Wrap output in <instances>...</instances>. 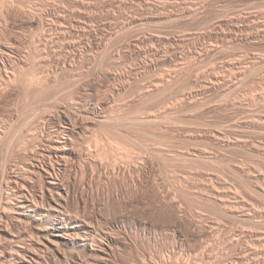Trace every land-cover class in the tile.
Here are the masks:
<instances>
[{"label": "rangeland", "instance_id": "1", "mask_svg": "<svg viewBox=\"0 0 264 264\" xmlns=\"http://www.w3.org/2000/svg\"><path fill=\"white\" fill-rule=\"evenodd\" d=\"M18 1H20V0H18ZM74 1L75 0H67V1L66 0L65 1L64 0H62V1L61 0H56V1L55 0H25V2H24V0L20 1L23 4L25 3L24 6L27 5L26 7H28L29 9L24 7V9L27 11H32V10L36 11L38 9L43 10L45 5H46V7L44 8V11L50 10V12H51V10L53 8V10H52L53 14L56 15L58 13L57 16L60 15L59 13L62 14V18L59 17V19H57L56 21L55 20H53V21H55V23L59 24L60 26L61 25H63V26L65 25V26L63 28V26H61V27L57 26L53 22V24H55V25H53L52 27L53 28L58 27V28H56V29L49 28L50 31L48 28H45L44 29L45 31H43V29L42 28L40 29V27L38 25H36L34 27H27V26L23 25L22 20L24 18L21 19L22 17L21 18L17 17L15 19V21L14 20L13 21L8 20V23L1 22L2 24L0 25L1 26L0 30H1V28H2V30L0 31L1 32L0 33V42L2 43V46L3 45H5L6 47L10 46L8 48L12 49L11 50L12 55H14L13 58H14V60L17 59V60H15V64L13 66H15L14 67L15 69L18 67L16 70H18V72L20 71V73L26 72L27 69L30 68L32 62H33V64L35 62L37 63V64L35 63L36 65L35 64L34 65L38 70L41 69L40 72L47 70V68H49V67L51 68V69L49 68L50 70H54L56 67V63L57 64L62 63V62L70 63L71 67H70V65H68V66L71 70L68 69V70H70L69 71L70 73L67 72L68 74L66 77V78H68V75H69V78H68V81H65V83L66 82L67 83L66 84L63 83V87L59 89L61 91H59L58 89H57L58 91L57 90H54V91H57V94L59 97L61 96V99H63L64 96L66 97V99L73 97L74 102H76V103L73 102L74 108L71 109V110H73V111H71V112H73L72 113L73 115H75L76 113H77V115H79V113H81V111L84 110L83 104L85 102L86 103L84 104V106L86 107L88 105L92 106L93 104L97 105L100 101H104V99H105V100H109V101L111 100L110 102H112L111 104H113L112 105L113 110L111 109V111L113 112V114L115 113L114 115H118L119 113H121L122 115H123V113H125V114L127 113V115H128V113H129V115L133 114L131 116L135 117V116L139 115L140 112H142V111H138V109H140V107H141V110H143L146 107V108H150V109L145 108L144 113H146V112H149V113L152 112L153 113V111H154L155 115L159 114V116H161V117L167 116V118H166L167 121L164 122V120H163V123L161 124L162 126L160 124L157 125V124L152 123V124H148L147 128L145 127V129H142V130H141V128H138V127L136 128L134 126V127H131L132 130L130 128H125V131H124L122 128V131H113L111 129L107 130V132L105 131L110 136H113V133H114L113 137L116 136V139H117V137L121 138L122 140H124V138H125V141L127 140L128 143L133 145V149H134V153H135L134 155L136 157H139L138 155H140V154H141L140 157H142V155L144 153L143 156L144 157L146 156V164L148 165L147 170L150 169V170H148V172H149L148 173V177H149L148 179L149 180L148 181L146 180V182L150 183V185L147 184L146 182L144 185V188L145 189L148 188V190H145L143 188H138V190H137V189L132 188L131 186L129 187V185H131L129 179H128V182H129V184H128L126 181L127 179L124 180L123 178L119 177V178H121L120 181L117 180V182L118 181L121 182L120 185L119 184L117 185L119 188L118 189L119 195H116V194L113 195V193H112L113 190H111V188H110V192L112 194L108 193L109 192V188H108V190L105 192H107L110 195L107 194L108 195L107 196L105 194V192L103 193L100 190L96 191L97 190L96 186H100L99 188L101 189L105 186V182L100 181L101 184L96 185L97 182L95 183L94 181H92L91 177L89 176V174L92 172V170L86 169V171H85L86 175L85 174L81 175L82 173L79 174V172H78L77 178L79 180H81V178H84V181L86 184H88V183L90 184V182H92V185H93L92 190L90 188H87V191H86L87 195H89V197L91 196L90 198L88 197L89 204H90L89 206L92 207L95 205L94 206L95 210H98L99 213L101 212V214L104 217H107V218L109 217L108 220H109V223H111V224H109L110 226L116 227L115 223H118L117 226H119L122 230H125L124 232H126L128 238H129L128 241H130L129 244L130 243L132 244V246L130 244L131 249H130V247H128L127 249L123 250V252L121 251V254H119V257H118L119 259L117 258V260H116L117 262H115V264H129V263L130 264H138V263L141 264V261H143V262L146 261L145 263H148V264H162L161 262H163L167 258L169 259V260L167 259L169 264H177V263H179V264H204V263H206V264H238V263L239 264H244V263L245 264H264V260H263V258H264V253H263L264 252V245H263L264 244V236H263L264 235V232H263L264 231V185H263L264 184V182H263L264 181V176H263L264 171H262L264 169V167H263V164H264L263 159L264 158L258 159V158H261V156L259 157V155H257V153L251 151L249 148H248L249 149L248 150L247 147L245 148V146L243 148H242V146H239V147L236 145L233 146L234 140L237 141L240 138H242V140L245 139L247 141V143H246L247 145H249V144L254 145V143H255V145L257 144L258 146L264 148V146H263L264 145V126H263L264 125V113H263L264 107H262V106H264V104H263L264 98L262 97V96H264V82H263L264 81V68H262V66L264 64H260V66H258V68H256L257 71L256 70L253 71V73H255V72L256 73L255 74L251 73L249 75V77H248L249 79L247 78L248 75L245 78L242 76V73L240 72L241 68L248 65V63L253 62V61L255 62V60L260 61L261 57L262 56L264 57V37H263L264 36V0H215V1L214 0H83V1L82 0H79V1L76 0L77 2H74ZM86 1H88L89 3ZM61 2H64V3H61ZM68 2H70L71 4L72 3H75V4L71 5ZM78 2H79V4H78ZM65 3H66V5H65ZM35 4H36V6H35ZM76 4H78L80 8H78ZM62 6H64V7H62ZM72 6H76V7L74 8ZM60 7H61V9H59ZM82 7H83V9H82ZM57 9H59L58 12H57ZM74 9H77V11L75 10V13L73 12ZM78 9H80V10L82 9L81 12ZM79 12L81 14H79ZM258 18H260V19H258ZM61 19L62 20L65 19L66 21L65 20L62 21ZM60 20H61V22H60ZM262 20H263V22H261ZM228 21H229V23H228ZM63 22H65L66 24L67 23L68 24L70 23V24L66 25ZM252 22L253 23L256 22V25L253 24ZM7 24H9V25L7 26ZM2 25H3V27H2ZM4 26H7V27L5 28ZM121 26H123V27H121ZM69 27H71V28H69ZM256 29H257V31H256ZM58 30H59V32L61 31V33L63 35L62 34L60 35L59 33H57ZM80 30H82V31H80ZM126 30H128V33L126 32ZM36 31H37V33H36ZM248 31H250V32H248ZM11 32H13V33H11ZM260 33H262V34H260ZM110 35H112V36L110 37ZM224 35H226V36H224ZM57 36H60L61 38H59ZM63 36H66V37H63ZM115 37H116V39H115ZM52 38H53V40H52ZM65 38L67 39V41ZM108 38H110V39H108ZM47 39H49V40H47ZM54 39L56 41L58 40L59 42L57 41L58 42L57 43ZM59 39H61V40H59ZM38 40H39V42H38ZM111 40H114L113 44H112ZM18 41H19V43H18ZM42 41H44V43ZM53 41H54V43H53ZM68 41L69 42L72 41V42H70V44L69 43L64 44L65 42H68ZM78 41H80V43ZM110 42H111V44H110ZM46 43H49V44H46ZM61 43H62V45H61ZM52 44L53 45L55 44L54 45L55 47L52 46ZM74 44H75V46L73 47ZM59 45L61 46V48ZM47 46H49V47H47ZM62 46H63V49H62ZM107 46H109V47H107ZM64 47H65V49H64ZM30 49H32V50H30ZM60 49H62V50H60ZM221 49H222V51H221ZM36 51H38V52H36ZM43 52H44V54H42ZM199 52H200V54H199ZM29 53H30V55H29ZM39 53H41V54H39ZM61 53H63L62 58L64 59L66 57L65 58L66 60L65 59L63 60L61 58V56H62V55H60ZM232 53H233V55H232ZM41 55H43L45 57H43ZM38 56H41L40 58L42 60H44V59H47V60L42 61L40 59L41 61L39 62V59H37ZM248 56L251 58L249 59ZM29 57H30V59H29ZM244 57H246V58H244ZM32 58L35 59L36 61L35 60L33 61ZM99 58H100V60H99ZM202 58H204V59H202ZM237 58L239 59V61H237L238 60ZM48 59H52V60H48ZM59 59H61V60H59ZM232 59H233V61H231ZM252 59H254V60H252ZM30 60L32 62H30ZM228 60H230V61L228 62ZM17 61H18V63H17ZM25 61H27V62L24 63ZM177 61L180 65L177 63ZM81 62H82V64H81ZM98 62H100V64ZM42 64L43 65L45 64L47 68L45 66H43ZM50 64L53 65L54 67L51 66ZM98 64L100 66H98ZM183 64H185V65H183ZM48 65H50V66H48ZM214 65H217V67ZM238 65L241 67H239ZM242 65H243V67H242ZM39 66H42V68L40 67V69H39ZM174 67H176V68H174ZM179 67H182V69ZM225 67L228 69V71L226 70ZM177 68H178V70L179 69L180 70L178 71ZM183 68H186V69H184L186 71H184ZM187 68H188V70H187ZM259 68H261V69H259ZM202 69L204 70L205 75L201 74V73H203ZM219 69H220V71H219ZM230 69H232V70H230ZM1 70H2V72H4L3 69H1ZM174 71H176V73ZM180 71L183 73H181ZM185 72H187V73H185ZM180 73L182 75H180ZM85 74H87V75H85ZM189 74H191V75H189ZM256 74H258L259 76ZM79 75H80V77H79ZM160 75H161V77H160ZM179 75L182 77V79L179 78ZM213 75H217V76L220 75L219 77L221 79L227 80L226 81L227 84H225V82H224V84L226 86H224V89L222 91H220L221 89L219 90L217 88H216L217 89V91H216V89L211 88V86L209 87L208 84L212 80ZM163 76H166V77H163ZM252 76H253V78H251ZM172 77H178L179 78L178 83H180V84L177 83L178 86H176L175 90H173L174 93H175V91L179 92V90L180 91L182 90L183 92L181 91L180 95L185 94V91H186L188 93H192V95L194 96V92H195L196 97H194V99L192 97V98L188 99V101H187V99L183 100L181 98L182 96H179L181 99L180 98L177 99V102L178 101L179 102L176 103V101H175L176 98L173 99V96L170 97V94L173 95L174 93H170L168 95V91H166L167 93L163 94V95L162 94L159 95L158 99L156 97V99L152 98L151 100L149 99V100L145 101L147 103H145V106H144L143 105L144 101L141 98L142 97L141 93L143 92V89L145 91L153 90L155 88V86L158 85V83H160L161 85L165 84L168 79H173ZM160 78H162V79L159 80ZM207 78L208 79L210 78L211 80L209 79V82H208ZM229 78H231V79H229ZM243 78H244V80H243ZM3 79L4 78H1V80H3ZM187 79H188V81H187ZM1 80H0V84L2 86H0V87H5V85H4L5 81L2 82ZM201 80H202V82H201ZM261 80H263V81H261ZM254 81H255V83H254ZM80 82H82V83H80ZM189 82H190V84H189ZM68 83L70 85H68ZM195 83H197V84L201 83L202 85L201 84L197 85ZM94 84L97 86V88L95 87ZM143 85H144V87H143ZM206 85L208 86V88ZM246 85H247V87H246ZM76 86H77V88H76ZM237 86H239V88ZM257 86L261 90L257 89L258 88ZM120 88H122V89H120ZM148 88H150V89H148ZM198 88H199V91H198ZM93 89H94V91H93ZM115 89H117V90L115 91ZM195 89H196V91H195ZM232 89H234V90H232ZM253 90L255 91V93ZM171 91L172 90H170V92ZM237 91H239V92H237ZM260 91H262V92H260ZM64 93H65V95H64ZM97 93H98L99 97L97 96ZM138 93H139V95H138ZM188 93H186V94H188ZM226 93L229 94L231 96V98ZM244 93H245V95H244ZM259 93H261L262 95ZM61 94H63V95H61ZM72 94H73V96H72ZM76 94H77V96H76ZM104 94L106 95V97ZM119 94H121V95H119ZM219 94H221V95H219ZM248 94H249V96H248ZM251 94H253V96ZM16 95H18V96H16ZM92 95L94 97H92ZM117 95H119V96H117ZM243 95L246 99L245 102H244L245 99H244ZM10 96H11V94H9L8 99L7 100L4 99V101L3 100L1 101V99H0V117H2V118H0V123L2 121H5V124L7 125L8 128L10 126L13 127L14 125H15V127L18 126L19 128H21V129H19V132H21V133L16 132V131H18V129H17L18 127L16 129H15V127H13L14 130L12 129V127H10L9 131L11 129L14 132L13 131H11L10 133L8 132V134H7L8 135L7 137H9L8 139L11 140L10 135L12 136V135H14V133H18V134H15L13 137V139H15V140H17V138H19V136H21V135H22V137H24V136H26L27 133L28 134L31 133L33 131V129H35L34 128L35 126H38L40 124H41V126L47 125L46 127H48V128L52 127L43 118L45 115L41 114V110H40V112L38 111L39 112L38 114L40 115L39 116V115H34L29 110L23 108L24 103L21 102V99L19 97V92L18 93L14 92V94H12L11 97ZM114 96H115V98H114ZM239 96H240V99H239ZM97 97L99 100L97 99ZM175 97H176V95H175ZM246 97H249V98H246ZM258 97H259V99H258ZM159 98L162 99V101ZM181 100H183V101H181ZM185 100H186V102H184ZM239 100L240 101L242 100L241 103L239 102ZM253 101H256V102H253ZM152 102H153V105H152ZM224 102H225V104H224ZM199 103L204 104V107L202 104L198 105ZM146 104H148V105H146ZM169 104H170V108L167 107V106H169ZM176 104L177 105L183 104L184 106L182 105L181 108H180V106H179V108H178V106H176L177 109H175L174 105H176ZM223 104H224V106H223ZM231 104H232V106H231ZM142 105L144 108L142 107ZM164 105H166V106H164ZM257 106H258V108H257ZM219 108H223V109H219ZM249 108H250V110H249ZM23 109H25L24 110L25 112L23 111L24 113H22ZM78 109H79V112H78ZM135 109H137V110H135ZM233 109H235V110H233ZM241 109H242V112L239 111ZM246 109H248L250 112ZM2 110L4 113L2 112ZM128 110L129 111L131 110V111L129 112ZM159 110L163 112V115H160V114H162V112H160ZM164 110H166V111H164ZM177 110H178V112H176ZM225 110H227V111H225ZM137 112H139V113H137ZM167 112H168V114H167ZM172 112H174V113H172ZM235 112H236V114H235ZM26 113H28L29 115L26 116ZM144 113L142 112L141 114H144ZM175 113H177V114L174 115ZM240 113H241V115H240ZM261 113H263V114H261ZM246 114H248L249 117H248V115L246 116ZM251 114H253V115H251ZM172 115H174L175 118H174V116L172 117ZM242 115L245 117H243ZM13 117H15V118H13ZM20 117L22 119L18 120ZM35 117H36V119H35ZM29 118L32 119V122H31V119H29ZM41 118H42V120H41ZM247 118H249L248 119L249 121L246 120ZM250 119L253 120L255 123L253 121H250ZM257 120H259V121L261 120V121L259 122ZM19 121L22 123H20ZM43 121L46 123H44ZM166 122H168V123H166ZM173 122H174V124H172ZM250 122H252V123H250ZM28 123H29V125H28ZM163 124H164V126H163ZM23 125H26V126L23 127ZM158 126L160 127L159 130H157ZM250 127H251V129H250ZM28 128H30V129H28ZM134 128H136V129H134ZM260 128H262V129H260ZM26 130H28V131H26ZM96 130H98V129H96ZM96 130L95 131L94 130H89V131L85 130V132L82 133L83 137H81V138H83V139H81L80 143L83 146L80 144V147H82V148L85 147L84 148L85 151L87 149L91 150L90 148H92V150H93V148H95L94 147L96 144V143H94V142H96V141H94L95 136H96V138H98L100 134L101 135L106 134L105 132H103L104 129H101L102 133L100 132V129L98 130L100 133ZM137 130H138V134L136 133ZM151 130H152V132H151ZM251 130H252V132H251ZM108 131L111 132V134L108 133ZM162 131H165V132H162ZM261 131H263V132H261ZM235 132H237V133H235ZM93 133H94V135H93ZM121 133H123V134H121ZM23 134H24V136H23ZM90 134H92V135H90ZM127 135H129V137H127ZM153 135L155 137L158 136L157 138L159 140L157 138H154ZM227 135H228V137H227ZM88 136L90 139L88 138ZM122 136H123V138H122ZM142 136H144V138ZM219 136H221V137L223 136L222 139H221V137L219 138ZM238 137H239V139H238ZM119 138H118V140H121ZM126 138H129V141ZM224 138L228 141H225ZM140 139H142L144 141H141ZM163 139H164V141H161ZM248 139H249V141L250 140H252V141L249 142ZM131 140H133L132 141L133 143L131 142ZM242 140H240V141L245 143V140L244 141H242ZM82 141H84V142H82ZM155 141H156V143H155ZM89 142H91V144H94V145H90ZM144 142L145 143L147 142L149 144V145H147V143H146L147 146L145 145L147 148L150 149L149 152L146 151L145 149L144 150L146 152L143 150V148L145 147ZM161 142H163V143H161ZM229 142L230 143L232 142V143L230 144ZM141 143H144V144H142L143 147H142ZM157 143H159V144H157ZM221 143L223 144L224 147H222ZM161 145H163V146H161ZM134 146H137V147H134ZM157 146H159V148L162 150L161 154H163L162 155L163 157L161 155H156L155 153L153 155L151 153V152H153L152 150L155 151L156 148H158ZM139 147H141L142 149ZM136 148H138V149H136ZM151 148H152V150H151ZM164 148H166V149H164ZM242 149H244V150H242ZM172 150H174V151H172ZM179 150H181V151H179ZM138 152H139V154H138ZM172 152L175 154H173ZM186 152L190 153V154L187 155ZM209 152H210V154H209ZM250 152H251V154H250ZM184 153H186V155ZM166 154H167V156H169V162H168V160L166 162V159L168 158L166 156ZM206 154H208V155H206ZM159 156L162 158H160ZM174 156H177V157H174ZM184 156L186 157V159H184ZM211 156H212V158L215 157V159H217V160H219L221 158H223V159L225 158L224 159L225 161L222 159V160H219V162L222 163L221 161H223V164H219V163L217 164L214 162L215 164L213 163V165L210 164V163H212V161L208 163L207 160H205V159H203L205 161L201 162L202 161L201 158L211 157ZM253 156H255V157L257 156V157L255 158ZM116 157L114 156V161H111V160H113V157L111 158V160L108 159L109 161H111V162H109V161L108 162L109 163L113 162V165H115L117 167L122 166L124 164L123 163L124 160H122L118 156H116ZM150 157L152 158V160ZM191 157L192 158L194 157L193 158L194 161L191 159ZM164 158H165V161H163ZM170 158H171V161H170ZM176 158H178V159H176ZM147 159L149 160V162H147L148 161ZM159 159L160 160L163 159V160H161L162 162ZM198 159L199 160L201 159V161H198ZM117 160H119V161H117ZM195 160L197 162H195ZM261 160H263V161H261ZM116 162H117V164H116ZM216 162H218V161H216ZM231 162H234L235 164L231 163ZM224 163H226V164H224ZM257 163H260V164H257ZM164 165H167L168 167L164 166ZM232 165H233V167H232ZM260 165L263 168H261ZM256 166H258V167H256ZM161 167L163 168V170ZM242 167H244L243 170L246 171V174H244V172L243 173L241 172ZM254 167H255V169H253ZM95 169H96V167L94 168L93 172L99 174L100 170L97 169L95 171ZM220 169H221V171H220ZM249 170H250V172H249ZM87 171H89V172L87 173ZM131 171L132 172L134 171L133 172L134 174L132 172H130L133 175V177L137 178V174L135 172H138V171L137 170L135 171L134 168L131 169ZM215 171L218 173H216ZM103 172L104 171H101V173H103ZM221 172H223V173H221ZM248 172L251 174H249ZM235 173H236V175L238 174L241 177H239L237 175V178H238L237 179L235 177L236 176ZM222 174H224V175H222ZM151 175H152V177H151ZM174 175L177 177V179H175L176 177ZM250 175H251V177H250ZM256 175H258V176H256ZM211 177H213V178H211ZM244 177H245V179H243ZM153 179L155 182L154 181L152 182ZM122 182H124V183H122ZM125 182L127 184H125ZM221 182H222V184H220ZM242 182H244V183L242 184ZM151 183H153V184H151ZM212 183H213V185H214V183H218L219 185L215 184L214 185L215 187H214L213 185H211ZM146 184L148 186H146ZM208 184H210V185H208ZM238 184H241V186ZM247 184L249 186L251 185L250 186L251 188L249 186L246 187ZM94 185H95V187H94ZM121 185L122 186L124 185V186L121 187ZM196 185H198V186H196ZM236 185L239 187H237ZM243 185H245L244 186L245 188L244 187L242 188ZM187 186H188V188H187ZM193 186H194V188H193ZM153 188H154V190H153ZM179 188H180V191L183 189V192L182 191L177 192L179 190ZM200 188H202L203 190ZM236 188H238V189H236ZM248 188H250V189L248 190ZM155 189L157 190V192ZM174 189H176L175 190L176 192L174 191ZM185 189H188V190L185 191ZM207 189H209V190H207ZM216 189H218L221 194H222V192H224L222 194V196L224 197L223 198L224 202H225V200H227L226 204H228L227 208H229L228 213L227 212L223 213V211L221 212L220 202H219V205H217L218 204L217 200L216 199L214 200V197L216 198V197H218V194H220L219 191ZM222 189L223 190L225 189V190L223 191ZM138 191H140V192L138 193ZM145 191H147V192H145ZM207 191H209V192H207ZM217 192H218V194H217ZM208 193H210V194H208ZM103 194H105V195H103ZM127 194L129 196H132V197H129ZM214 194L215 195L217 194V195L214 196ZM111 195H113V198H111ZM175 195H178V197ZM228 195L231 197H229ZM153 196H155V197H153ZM166 196H167V198H166ZM184 196L185 197L189 196V197L185 199ZM196 196H198L199 198ZM202 196H204V197H202ZM235 196L238 198H236ZM126 198H127V200H125ZM203 198L204 199L208 198V199L204 200ZM108 199H110V200H108ZM243 199H244V201H243ZM90 200H92V201H90ZM129 200H131V201H129ZM151 200H152V202H151ZM172 200L175 201V204H174V202H172ZM202 200H204L206 203L207 202H209V203L211 202V203L210 204L207 203L208 204V206H207V204L204 203V201L202 202ZM208 200H210V201H208ZM229 200H231V201H229ZM111 201H113V202H111ZM101 203H103V205ZM122 203H123V205H122ZM125 203H127V204H125ZM242 203H244V206ZM108 204H109V206H108ZM113 204L116 205L117 209L115 208V206ZM199 204H200V206H199ZM233 204H235V205H233ZM238 204L240 207L238 206ZM164 205H166V206H164ZM120 206L122 207V209L120 208ZM219 206H220V208H219ZM108 207L111 210L108 209ZM176 208H177V210H176ZM233 209H235V210H233ZM237 209H239L240 212ZM103 210H105V211H103ZM115 211H117V212H115ZM123 211H125V212L123 213ZM177 211H178V213H177ZM216 211H217V213H216ZM104 212H106V213H104ZM250 213H251V215H250ZM260 213H261V217H260ZM111 217L113 219H111ZM172 218H173V220H172ZM252 218L254 220H252ZM259 219L260 220L262 219V221H260ZM172 223H175V224L173 225ZM251 223L255 224V225H251ZM255 227H256V229H255ZM239 233H240V235H239ZM238 237H239V239H238ZM253 237H255V238H253ZM225 238H226V240H225ZM234 238L236 240H234ZM228 239H229V241H228ZM240 239H241V242H240ZM260 239H262V240H260ZM242 242L244 243V245ZM257 244L259 246H257ZM134 245L136 247H134ZM255 246H257V247L255 248ZM136 250H138V251H136ZM255 250H258V252ZM250 252H252V254ZM141 254L144 255L145 257L142 256ZM243 254L246 256H244ZM261 256H262V259H259V257L261 258ZM165 257H166V259H164ZM240 257H242V258L240 259ZM209 258H211V259H209ZM255 258H257V260ZM140 259H142V260H140ZM250 260H251V262H250ZM258 260H260V261L258 262ZM134 261H135V263H134ZM137 261H139V262H137ZM151 261H154L155 263L151 262ZM203 261H204V263H203ZM234 261H235V263H234Z\"/></svg>", "mask_w": 264, "mask_h": 264}, {"label": "bare ground", "instance_id": "2", "mask_svg": "<svg viewBox=\"0 0 264 264\" xmlns=\"http://www.w3.org/2000/svg\"><path fill=\"white\" fill-rule=\"evenodd\" d=\"M22 1V0H20ZM18 0H0V25L2 24L1 22H4V23H8V20H14L17 18V17H22L21 19L22 20V24L27 26V27H34L36 25H38L40 27V29L42 28L43 31H45L44 29L45 28H53L52 26L55 25V21L57 19H59V17L62 18V14L59 13L60 15L57 16V14H53L52 13V10L50 12L49 11H44V8L43 10L42 9H38L36 11H27L24 9V4L22 2H20ZM56 1V0H55ZM62 1V0H61ZM65 1V0H64ZM67 1V0H66ZM79 1V0H78ZM83 1V0H82ZM215 1V0H214ZM25 2V0H24ZM72 2V1H71ZM74 2H77L76 0ZM88 2V1H86ZM92 2V1H91ZM61 3H64V2H61ZM69 4H71L70 2H68ZM89 3V2H88ZM58 4V3H57ZM75 3H72L71 5H73ZM79 4V2H78ZM77 5L78 8L79 5ZM64 5V4H63ZM66 5V3H65ZM82 5V4H81ZM80 5V6H81ZM29 6V5H28ZM36 6V4H35ZM87 6V5H86ZM53 7V6H52ZM64 7V6H62ZM72 7H76V6H72ZM28 8V7H26ZM29 9V8H28ZM33 9V8H32ZM47 9V8H46ZM61 9V7L59 8ZM59 9H57V12L59 11ZM64 9V8H63ZM83 9V7H82ZM81 9V10H82ZM56 10V9H55ZM54 10V11H55ZM75 10L77 11V9H74V13H75ZM80 12L81 10L78 9ZM64 11V10H63ZM86 11V10H85ZM72 12V11H71ZM79 12V14H81ZM84 13V12H83ZM64 16V15H63ZM74 16V15H73ZM65 17V16H64ZM72 17V16H71ZM193 17V16H192ZM198 17V16H197ZM238 17V16H237ZM240 17V16H239ZM73 18V17H72ZM234 18V17H233ZM251 18V17H250ZM256 18V17H255ZM82 19V18H81ZM235 19V18H234ZM243 19V18H242ZM260 19V18H258ZM19 20V19H18ZM55 20V21H53ZM62 20V19H61ZM60 20V22H61ZM65 20V19H63ZM62 20V21H63ZM74 20V19H73ZM76 20V19H75ZM244 20V19H243ZM66 21V20H65ZM70 21V20H69ZM82 21V20H81ZM80 21V22H81ZM246 21V20H245ZM254 21V20H253ZM53 22L55 24H53ZM85 22V21H84ZM238 22V21H237ZM263 22V20L261 21ZM3 23V24H4ZM15 23V22H14ZM59 23V22H58ZM65 23V22H63ZM62 23V24H63ZM227 23V22H226ZM229 23V21H228ZM243 23V22H242ZM250 23V22H249ZM253 23V22H252ZM259 23V22H258ZM257 23V24H258ZM61 24V23H60ZM66 24V23H65ZM68 24V23H67ZM66 24V25H67ZM70 24V23H69ZM68 24V25H69ZM76 24V23H75ZM233 24V23H232ZM256 25V22L253 23ZM263 24V23H262ZM5 25V24H4ZM9 24H7L8 26ZM57 26H60L59 24H56ZM86 25V24H85ZM125 25V24H124ZM7 26H4L5 28ZM16 26V25H15ZM63 26V25H61ZM60 26V27H61ZM65 26V25H64ZM63 26V28H64ZM75 26V25H74ZM251 26V25H250ZM261 26V25H260ZM1 27V26H0ZM3 27V25H2ZM10 27V26H9ZM19 27V26H18ZM55 27V26H54ZM67 27V26H66ZM86 27V26H85ZM123 27V26H121ZM125 27V26H124ZM133 27V26H132ZM131 27V28H132ZM20 28V27H19ZM58 27H55L53 29H56ZM71 28V27H69ZM134 28V27H133ZM9 29V28H8ZM35 29V28H34ZM245 29V28H244ZM2 30V28H1ZM0 30V31H1ZM61 30V29H60ZM65 30V29H64ZM63 30V31H64ZM79 30V29H78ZM87 30V29H86ZM253 30V29H252ZM262 30V29H261ZM15 31V30H14ZM13 31V32H14ZM47 31V30H46ZM50 31V29H49ZM53 31V30H52ZM68 31V30H67ZM82 31V30H80ZM116 31V30H115ZM254 31V30H253ZM257 31V29H256ZM11 32V33H13ZM40 32V31H39ZM38 32V33H39ZM121 32V31H120ZM126 32L128 33V30H126ZM250 32V31H248ZM1 33V32H0ZM15 33V32H14ZM37 33V31H36ZM45 33V32H44ZM53 33V32H52ZM60 35L62 34L61 31L58 32ZM83 33V32H82ZM88 33V32H87ZM40 34V33H39ZM48 34V33H47ZM50 34V33H49ZM69 34V33H68ZM84 34V33H83ZM253 34V33H252ZM262 34V33H260ZM16 35V34H15ZM14 35V36H15ZM46 35V34H45ZM55 35V34H54ZM53 35V36H54ZM63 35V34H62ZM81 35V34H80ZM2 36V35H1ZM51 36V35H50ZM72 36V35H71ZM112 35H110L111 37ZM226 36V35H224ZM257 36V35H256ZM259 36V35H258ZM6 37V36H5ZM39 37V36H38ZM45 37V36H44ZM55 37V36H54ZM53 37V38H54ZM59 38H61L60 36H57ZM63 37H66V36H63ZM62 37V38H63ZM108 37V36H107ZM229 37V36H228ZM264 37V36H263ZM262 37V38H263ZM47 38V37H46ZM52 38V40H53ZM56 38V37H55ZM74 38V37H73ZM72 38V39H73ZM114 38V37H113ZM21 39V38H20ZM64 39V38H63ZM66 39V38H65ZM107 39V38H106ZM110 39V38H108ZM116 39V37H115ZM232 39V38H231ZM5 40V39H4ZM49 40V39H47ZM55 40V39H54ZM61 40V39H59ZM136 40V39H135ZM51 41V40H50ZM56 41V40H55ZM58 41V40H57ZM56 41V42H57ZM67 41V39H66ZM76 41V40H75ZM82 41V40H81ZM104 41V40H103ZM112 41V44H113V41L114 40H111ZM159 41V40H158ZM224 41V40H223ZM229 41V40H228ZM32 42V41H31ZM35 42V41H34ZM39 42V40H38ZM44 43V41H42ZM55 42V43H56ZM59 42V41H58ZM57 42V43H58ZM61 42V41H60ZM72 42V41H70ZM70 42H63L64 44H67ZM80 43V41H78ZM77 42V43H78ZM8 43V42H7ZM19 43V41H18ZM54 43V41H53ZM74 43V42H73ZM76 43V42H75ZM100 43V42H99ZM140 43V42H139ZM0 77L1 78H4L3 80H0L3 82L5 81L4 85L5 87H0V99L1 101L4 99H8V96L9 94H14L15 93H18L19 92V97L21 99V102L24 103L23 105V108L29 110L32 114L34 115H39L38 113L40 112L41 110V114L42 115H45L43 118L48 122L49 125H51L52 127H46L45 125L41 126L38 125V126H35L33 129V131L31 133H27L26 136H19V138H17V140L13 139L14 135L15 134H18V133H21L19 132V128L15 127V125L13 127H15V129L17 128L18 133H14V135H10L11 137V140L8 139L9 137H7L8 135V132L10 133L11 131L14 130V128L12 126V129H10L9 131V128L7 127V125L5 124V121H2L0 123V264H115V262H117V258L119 257V254H121V251L123 252V250L127 249L128 247H130L131 249V246L129 244L130 241H128V236L126 234V232H124L125 230H122L119 226H117L118 223H115L116 224V227L115 226H110L109 224V217H104L101 212L99 213L98 210H95V205L90 207L89 205V195H87V188H90L92 190L93 188V185H92V182H90V184H86L85 181H84V178H81V180H79L77 178L78 176V172L79 174L81 175H86V169H90L92 170V172L89 174V176L91 177V180L94 181L95 183L97 182L96 185L98 184H101V182H105V186L103 188H99L100 186H96L97 187V190L96 191H101V192H105L108 190L109 188V192L108 193H111L110 192V188L111 190H113V195L116 194V195H119L118 194V184L120 185L121 182L120 179L123 178L124 180L127 181V183L129 184L128 182V179L130 181V184L129 187L131 186L132 188L134 189H137L138 188H144V185H145V182L146 180L148 181L149 177H148V169L147 170V164H146V156L144 157V153L142 155V157H140V155H138L139 157H136L134 154V149H133V145H131L130 143L127 142V140L125 141V138L124 140H122L121 138L117 137L116 139V136H114V133H113V136H110L108 135L106 132L107 130L111 129L113 131H122V128L123 130L125 131V128H130L131 127H138V128H141L142 129H145V127L147 128V125L148 124H162L163 123V120L164 122L167 121V116L166 117H161L159 116V114L155 115L154 114V111L153 113L152 112H146L144 113V108L143 105L145 106V101L147 100H151L152 98L153 99H158V96L159 95H163V94H166L168 91V95L170 93H174L173 90H175L177 83L179 81V78L182 79V77L180 75H182L181 72L180 75H179V78L178 77H172L173 79H166L167 82L165 84H160L158 83L157 86H155V88L153 90H148V91H145L143 89V92L141 93L142 95V100L144 101L143 102V105L142 107L144 108L143 110H141V107L140 109H138V111H142L144 114H141L142 112H140L139 115L135 116V117H132L131 115H127V113H123V115L121 113H119L118 115H114L113 112L111 111L112 109V105L111 104L112 102H110L109 100H105L104 101H98L99 103L96 105V104H93L92 106H84V103L83 104V108L84 110L81 111V113H79V115H77V113L75 115H73L71 111L72 108H74L73 104L76 103L74 102V99L73 97L72 98H68L66 99V97L62 96L63 99H61V96L59 97L58 94H57V91L63 87V83H65V81H68V78H69V75H68V78L67 77V72H69L71 69L69 68L68 65H70V63H66V62H62V63H56V67L54 70H50L49 68L46 67V65L42 64L43 66H45L47 68V70H44L42 72L40 67L42 68V66H39V69L38 70L35 65L33 64V62L30 60V62H32L30 68L27 69L26 72H22L20 73V71L18 72V70H16L13 66L15 64V59L13 58L14 55H12V49L8 48L10 46H5L3 45L2 46V43L0 42ZM5 44V43H4ZM11 44V43H10ZM42 44V43H41ZM46 44H49V43H46ZM60 44V43H59ZM68 44V45H69ZM111 44V42H110ZM43 45V44H42ZM45 45V44H44ZM55 45V44H54ZM52 44V46H54ZM62 45V43H61ZM72 45V44H71ZM99 45V44H98ZM139 45V44H138ZM137 45V46H138ZM231 45V44H230ZM17 46V45H16ZM40 46V45H39ZM60 46V45H59ZM75 46V44L73 45V47ZM227 46V45H226ZM43 47V46H42ZM49 47V46H47ZM46 47V48H47ZM51 47V46H50ZM55 47V46H54ZM57 47V46H56ZM68 47V46H67ZM80 47V46H79ZM92 47V46H91ZM109 47V46H107ZM15 48V47H14ZM34 48V47H33ZM41 48V47H40ZM61 48V46H60ZM69 48V47H68ZM105 48V47H104ZM225 48V47H224ZM223 48V49H224ZM37 49V48H36ZM45 49V48H44ZM62 49H63V46H62ZM60 49V50H62ZM65 49V47H64ZM70 49V48H69ZM215 49V48H214ZM17 50V49H16ZM32 50V49H30ZM41 51V50H40ZM46 51V50H45ZM56 51V50H55ZM104 51V50H103ZM222 51V49H221ZM32 52V51H31ZM38 52V51H36ZM94 52V51H93ZM106 52V51H105ZM28 53V52H27ZM91 53V52H90ZM217 53V52H216ZM221 53V52H220ZM22 54V53H21ZM41 54V53H39ZM44 54V52L42 53ZM63 53H61L60 55H62ZM97 54V53H96ZM95 54V55H96ZM99 54V53H98ZM200 54V52H199ZM198 54V55H199ZM218 54V53H217ZM222 54V53H221ZM30 55V53H29ZM33 55V54H32ZM51 55V54H50ZM55 55V54H54ZM65 55V54H64ZM202 55V54H201ZM233 55V53H232ZM43 56V55H41ZM41 56H38L37 59H39V62L42 60L40 57ZM58 56V55H57ZM90 56V55H89ZM101 56V55H100ZM28 57V56H27ZM31 57V56H30ZM29 57V59H30ZM45 57V56H43ZM49 57V56H48ZM47 57V58H48ZM63 57V55L61 56V58ZM97 57V56H96ZM199 57V56H198ZM232 57V56H231ZM249 57V56H248ZM260 57V56H259ZM263 57V56H262ZM260 59V61L258 60H255V62H250L248 63V65L244 66L242 65L243 68H241V73H242V76L246 78L249 77V75L252 73V74H255L253 73L254 70L257 71L256 68H258V66H260V64H264V57ZM36 58V57H35ZM66 58V57H65ZM64 58V59H65ZM103 58V57H102ZM197 58V57H196ZM246 58V57H244ZM251 57H249L250 59ZM21 59V58H20ZM28 59V58H27ZM28 59V60H29ZM41 59V60H40ZM63 59V58H62ZM63 59V60H64ZM97 59V58H96ZM204 59V58H202ZM201 59V60H202ZM238 59V58H237ZM35 59H33L34 61ZM47 59H44L42 61H45ZM48 60H52V59H48ZM55 60V59H54ZM57 60V59H56ZM61 60V59H59ZM66 60V59H65ZM100 60V58H99ZM197 60V59H196ZM246 60V59H245ZM254 60V59H252ZM251 60V61H252ZM36 61V60H35ZM38 61V60H37ZM102 61V60H101ZM204 61V60H203ZM230 60H228L229 62ZM233 61V59L231 60ZM239 61V59L237 60ZM258 61V62H257ZM27 61H25L24 63H26ZM29 62V63H30ZM60 62V61H59ZM68 62V61H67ZM108 62V61H107ZM199 62V61H198ZM243 62V61H242ZM18 63V61H17ZM100 64V62H98ZM102 63V62H101ZM104 63V62H103ZM178 63V61H177ZM224 63V62H223ZM237 63V62H236ZM39 64V63H38ZM41 64V63H40ZM49 64V63H48ZM82 64V62H81ZM98 64V66H100ZM179 64V63H178ZM195 64V63H194ZM230 64V63H229ZM242 64V63H241ZM246 64V63H245ZM21 65V64H20ZM51 65V64H50ZM48 65V66H50ZM78 65V64H77ZM180 65V64H179ZM185 65V64H183ZM190 65V64H189ZM200 65V64H199ZM13 66V67H12ZM28 66V67H29ZM53 66V65H51ZM76 66V65H75ZM106 66V65H105ZM176 66V65H175ZM188 66V65H187ZM196 66V65H195ZM217 67V65H214ZM222 66V65H221ZM224 66V65H223ZM232 66V65H231ZM230 66V67H231ZM234 66V65H233ZM237 66V65H236ZM239 66V65H238ZM264 66V65H263ZM262 66V68H264ZM11 67V68H10ZM54 67V66H53ZM71 67V65H70ZM81 67V66H80ZM193 67V66H192ZM199 67V66H198ZM212 67V66H211ZM241 67V66H239ZM238 67V68H239ZM106 68V67H105ZM176 68V67H174ZM182 69V67H179ZM203 68V67H202ZM214 68V67H213ZM226 68V67H225ZM229 68V67H228ZM4 72H2V70ZM26 69V68H25ZM49 69V70H48ZM70 69V70H68ZM75 69V68H74ZM186 69V68H183V70ZM195 69V68H194ZM206 69V68H205ZM211 69V68H210ZM234 69V68H233ZM261 69V68H259ZM43 70V69H42ZM85 70V69H84ZM97 70V69H96ZM106 70V69H105ZM160 70V69H159ZM163 70V69H162ZM176 70V69H175ZM178 70V68H177ZM180 70V69H179ZM178 70V71H179ZM188 70V68H187ZM203 70V69H202ZM214 70V69H213ZM224 70V69H223ZM226 70L228 71V69L226 68ZM232 70V69H230ZM25 71V70H24ZM186 71V70H184ZM193 71V70H192ZM206 71V70H205ZM211 71V70H210ZM220 71V69H219ZM235 71V70H234ZM81 72V71H80ZM164 72V71H163ZM176 73V71H174ZM201 72V71H200ZM213 72V71H212ZM218 72V71H217ZM236 72V71H235ZM239 72V73H240ZM70 73V72H69ZM76 73V72H75ZM173 73V72H172ZM171 73V74H172ZM187 73V72H185ZM194 73V72H193ZM208 73V72H207ZM226 73V72H225ZM230 73V72H229ZM240 73V74H241ZM165 74V73H164ZM192 74V73H191ZM189 74V75H191ZM201 74H204V70H203V73ZM211 74V73H210ZM209 74V75H210ZM218 74V73H217ZM228 74V73H227ZM232 74V73H231ZM234 74V73H233ZM238 74V73H237ZM71 75V74H70ZM87 75V74H85ZM163 75V74H162ZM205 75V74H204ZM208 75V74H207ZM206 75V76H207ZM223 75V74H222ZM235 75V74H234ZM258 75V74H256ZM167 76V75H166ZM166 76H163V77H166ZM170 76V75H169ZM187 76V75H186ZM220 76V75H219ZM219 76L217 75H213V78L212 80L210 81V83L208 84L209 87L211 86V88H214V89H221L220 91H222L224 89V86H226L225 84L226 83V79H221ZM226 76V75H225ZM232 76V75H231ZM236 76V75H235ZM259 76V75H258ZM257 76V77H258ZM80 77V75H79ZM83 77V76H82ZM161 77V75H160ZM188 77V76H187ZM186 77V78H187ZM203 77V76H202ZM224 77V76H223ZM222 77V78H223ZM237 77V76H236ZM241 77V76H240ZM256 77V76H255ZM76 78V77H75ZM85 78V77H84ZM159 78V77H158ZM205 78V77H204ZM227 78V77H226ZM253 78V76L251 77ZM259 78V77H258ZM83 79V78H82ZM99 79V78H98ZM162 78H160L159 80H161ZM164 79V78H163ZM190 79V78H189ZM192 79V78H191ZM208 79V78H207ZM209 79H208V82H209ZM231 79V78H229ZM249 79V78H248ZM64 80V81H63ZM77 80V79H76ZM79 80V79H78ZM100 80V79H99ZM184 80V79H183ZM196 80V79H195ZM233 80V79H232ZM240 80V79H239ZM244 80V78H243ZM246 80V79H245ZM252 80V79H251ZM73 81V80H72ZM83 81V80H82ZM163 81V80H162ZM188 81V79H187ZM194 81V80H193ZM230 81V80H229ZM249 81V80H248ZM263 81V80H261ZM70 82V81H69ZM98 82V81H97ZM198 82V81H197ZM202 82V80H201ZM225 82V84H224ZM234 82V81H233ZM232 82V83H233ZM242 82V81H241ZM264 82V81H263ZM82 83V82H80ZM79 83V84H80ZM96 83V82H95ZM162 83V82H161ZM187 83V82H186ZM255 83V81H254ZM72 84V83H71ZM180 84V83H178ZM190 84V82H189ZM197 84V83H195ZM201 84V83H200ZM200 84H197V85H200ZM206 84V83H205ZM68 85H70L68 83ZM81 85V84H80ZM95 85V84H94ZM202 85V84H201ZM243 85V84H242ZM256 85V84H255ZM260 85V84H259ZM258 85V86H259ZM263 85V84H262ZM0 86H2L0 84ZM67 86V85H66ZM65 86V87H66ZM75 86V85H74ZM90 86V85H89ZM128 86V85H127ZM194 86V85H193ZM192 86V87H193ZM196 86V85H195ZM207 86V85H206ZM257 86V87H258ZM261 86V85H260ZM70 87V86H69ZM72 87V86H71ZM95 87L97 88V86L95 85ZM144 87V85H143ZM146 87V86H145ZM149 87V86H148ZM180 87V86H179ZM200 87V86H199ZM239 88V86H237ZM243 87V86H242ZM247 87V85H246ZM245 87V88H246ZM263 87V86H262ZM77 88V86H76ZM94 88V87H93ZM123 88V87H122ZM120 88V89H122ZM178 88V87H177ZM184 88V87H183ZM195 88V87H194ZM204 88V87H203ZM208 88V86H207ZM228 88V87H227ZM58 89V90H57ZM66 89V88H65ZM119 89V88H118ZM150 89V88H148ZM216 89V91H217ZM235 89V88H234ZM232 89V90H234ZM259 89V87L257 88ZM54 90H57V91H54ZM99 90V89H98ZM117 89H115L116 91ZM142 90V89H141ZM170 90H172L170 92ZM218 90V91H219ZM238 90V89H237ZM243 90V89H242ZM248 90V89H247ZM261 90V89H259ZM61 91V90H59ZM79 91V90H78ZM94 91V89H93ZM100 91V90H99ZM145 91V92H144ZM182 91V90H181ZM176 92L175 91V95H171L170 94V97L173 96V99L176 98V103L177 102V99H179L180 97L179 96H182L181 98L184 100V99H190L193 97H196L195 96V92H194V96L192 95V93H188L185 91V94H182L180 95V92ZM196 91V89H195ZM198 91H199V88H198ZM201 91V90H200ZM207 91V90H206ZM209 91V90H208ZM236 91V90H235ZM254 91V90H253ZM74 92V91H73ZM72 92V93H73ZM76 92V91H75ZM122 92V91H121ZM183 92V91H182ZM190 92V91H189ZM212 92V91H211ZM229 92V91H228ZM239 92V91H237ZM245 92V91H244ZM248 92V91H247ZM262 92V91H260ZM66 93V92H65ZM64 93V95H65ZM88 93V92H87ZM86 93V94H87ZM109 93V92H108ZM188 93V94H186ZM208 93V92H207ZM255 93V91H254ZM257 93V92H256ZM84 94V93H83ZM91 94V93H90ZM113 94V93H112ZM227 94V93H226ZM239 94V93H238ZM261 94V93H259ZM63 95V94H61ZM105 95V94H104ZM110 95V94H109ZM121 95V94H119ZM117 95V96H119ZM139 95V93H138ZM198 95V94H197ZM221 95V94H219ZM229 95V94H227ZM242 95V94H241ZM245 95V93H244ZM243 95V97H244ZM253 96V94H251ZM262 95V94H261ZM10 96V97H11ZM18 96V95H16ZM58 96V97H57ZM73 96V94H72ZM77 96V94H76ZM96 96V95H95ZM97 96H98V93H97ZM165 96V95H164ZM226 96V95H225ZM249 96V94H248ZM15 97V96H14ZM18 97V98H19ZM91 97V96H90ZM92 97H94L92 95ZM99 97V96H98ZM97 97V99H98ZM106 97V95H105ZM155 97V98H154ZM163 97V96H162ZM204 97V96H203ZM221 97V96H220ZM227 97V96H226ZM225 97V98H226ZM229 97L231 98V96L229 95ZM237 97V96H236ZM251 97V96H250ZM255 97V96H254ZM264 98V96H262ZM261 97V98H262ZM60 98V99H59ZM84 98V97H83ZM86 98V97H85ZM89 98V97H88ZM115 98V96H114ZM118 98V97H117ZM116 98V99H117ZM168 98V97H167ZM166 98V99H167ZM180 98V99H181ZM200 98V97H199ZM213 98V97H212ZM238 98V97H237ZM246 98H249V97H246ZM253 98V97H252ZM262 98V99H263ZM90 99V98H89ZM92 99V98H91ZM110 99V98H109ZM160 99V98H159ZM172 99V100H173ZM192 99V100H193ZM202 99V98H201ZM205 99V98H204ZM228 99V98H227ZM239 99H240V96H239ZM243 99V98H242ZM245 99V97H244ZM255 99V98H254ZM259 99V97H258ZM12 100V99H11ZM17 100V99H16ZM86 100V99H85ZM99 100V99H98ZM141 100V99H140ZM162 101V99H160ZM159 100V101H160ZM164 100V99H163ZM181 100V101H183ZM210 100V99H209ZM226 100V99H225ZM230 100V99H229ZM234 100V99H233ZM251 100V99H250ZM14 101V100H13ZM77 101V100H76ZM155 101V100H154ZM166 101V100H165ZM164 101V102H165ZM200 101V100H199ZM198 101V102H199ZM206 101V100H205ZM208 101V100H207ZM236 101V100H235ZM242 101V100H241ZM241 101L239 100V102L241 103ZM246 101V99L244 100V102ZM257 101V100H256ZM256 101H253V102H256ZM261 101V100H260ZM74 102V103H73ZM140 102V101H139ZM142 102V101H141ZM186 102V100L184 101ZM190 102V101H189ZM192 102V101H191ZM202 102V101H201ZM229 102V101H228ZM227 102V103H228ZM234 102V101H233ZM259 102V101H258ZM81 103V102H80ZM79 103V104H80ZM160 103V102H159ZM169 103V102H168ZM171 103V102H170ZM183 103V102H182ZM203 103V102H202ZM201 103V104H202ZM238 103V102H237ZM251 103V102H250ZM165 104V103H164ZM193 104V103H192ZM195 104V103H194ZM200 103L198 105H201ZM225 104V102H224ZM223 104V106H224ZM249 104V103H248ZM264 104V103H263ZM19 105V104H18ZM21 105V104H20ZM78 105V104H77ZM148 105V104H146ZM152 105H153V102H152ZM157 105V104H156ZM173 105V104H172ZM183 105V104H182ZM182 105H174L175 106V109L176 106H180V108L182 107ZM191 105V104H190ZM189 105V106H190ZM203 107H204V104H202ZM242 105V104H241ZM240 105V106H241ZM259 105V104H258ZM17 106V105H16ZM15 106V107H16ZM166 106V105H164ZM184 106V105H183ZM192 106V105H191ZM195 106V105H194ZM197 106V105H196ZM220 106V105H219ZM232 106V104H231ZM251 106V105H250ZM262 106V105H261ZM19 107V106H18ZM82 107V106H81ZM148 107V106H147ZM150 107V106H149ZM162 107V106H161ZM170 108V104L169 106H167ZM193 107V106H192ZM238 107V106H237ZM236 107V108H237ZM242 107V106H241ZM240 107V108H241ZM244 107V106H243ZM260 107V106H259ZM264 107V106H262ZM6 108V107H5ZM14 108V107H13ZM21 108V107H20ZM115 108V107H114ZM138 108V107H137ZM154 108V107H153ZM168 108V109H169ZM239 108V109H240ZM258 108V106H257ZM12 109V108H11ZM25 109L22 110V113H24ZM116 109V108H115ZM146 109H150V108H146ZM162 109V108H161ZM174 109V108H173ZM190 109V108H189ZM219 109H223V108H219ZM227 109V108H226ZM230 109V108H229ZM255 109V108H254ZM113 110V109H112ZM117 110V109H116ZM137 110V109H135ZM153 110V109H152ZM235 110V109H233ZM248 110V109H246ZM250 110V108H249ZM248 110V111H249ZM256 110V109H255ZM262 110V109H261ZM24 111V112H23ZM39 111V112H38ZM118 111V110H117ZM125 111V110H124ZM129 111V110H128ZM131 111V110H130ZM129 111V112H130ZM147 111V110H146ZM151 111V110H150ZM156 111V110H155ZM160 111V110H159ZM166 111V110H164ZM227 111V110H225ZM240 112H242V109L239 110ZM3 112V110H2ZM15 112V111H14ZM19 112V111H18ZM17 112V113H18ZM78 112H79V109H78ZM126 112V111H125ZM162 112V111H160ZM178 112V110L176 111ZM250 112V111H249ZM261 112V111H260ZM4 113V112H3ZM13 113V112H12ZM134 113V112H133ZM139 113V112H137ZM174 113V112H172ZM181 113V112H180ZM245 113V112H244ZM254 113V112H253ZM259 113V112H258ZM264 113V112H263ZM261 113V114H263ZM121 114V115H120ZM168 114V112H167ZM166 114V115H167ZM171 114V113H170ZM177 113H175L174 115H176ZM236 114V112H235ZM250 114V113H249ZM255 114V113H254ZM260 114V113H259ZM15 115V114H14ZM29 114L26 113V116H28ZM33 115V116H34ZM160 115H163V112L162 114ZM172 115V117L174 116ZM241 115V113H240ZM239 115V116H240ZM248 114H246L247 116ZM253 115V114H251ZM40 116V115H39ZM131 116V117H130ZM243 116V115H242ZM255 116V115H254ZM263 116V115H262ZM261 116V117H262ZM4 117V116H3ZM6 117V116H5ZM23 117V116H22ZM25 117V116H24ZM42 117V116H41ZM177 117V116H176ZM245 117V116H243ZM249 117V115H248ZM258 117V116H257ZM2 118V117H0ZM15 118V117H13ZM40 118V117H39ZM175 118V116H174ZM237 118V117H236ZM22 119L21 117L18 119L20 120ZM25 119V118H24ZM28 119V118H27ZM31 119V118H29ZM36 119V117H35ZM34 119V120H35ZM38 119V118H37ZM249 118H247L246 120H248ZM252 119V118H251ZM250 121H253L251 120ZM260 119V118H259ZM26 120V119H25ZM42 120V118H41ZM172 120V119H171ZM30 121V120H29ZM28 121V122H29ZM256 121V120H255ZM259 121V120H257ZM261 121V120H260ZM259 121V122H260ZM20 122V121H19ZM18 122V123H19ZM31 122H32V119H31ZM41 122V121H40ZM44 122V121H43ZM175 122V121H174ZM174 122L172 124H174ZM254 122V121H253ZM258 122V123H259ZM15 123V122H14ZM22 123V122H20ZM24 123V122H23ZM46 123V122H44ZM168 123V122H166ZM165 123V124H166ZM176 123V122H175ZM252 123V122H250ZM255 123V122H254ZM262 123V122H261ZM13 124V123H12ZM33 124V123H32ZM36 124V123H35ZM260 124V123H259ZM10 125V124H9ZM29 125V123H28ZM252 125V124H251ZM263 125V124H262ZM26 126V125H23V127ZM32 126V125H31ZM162 126V125H161ZM164 126V124H163ZM166 126V125H165ZM241 126V125H240ZM244 126V125H243ZM258 126V125H257ZM264 126V125H263ZM30 127V126H29ZM150 127V126H149ZM152 127V126H151ZM154 127V126H153ZM156 127V126H155ZM249 127V126H248ZM252 127V126H251ZM250 127V129H251ZM262 127V126H261ZM134 128V129H136ZM159 126L157 128V130H159ZM164 128V127H163ZM162 128V129H163ZM247 128V127H246ZM30 129V128H28ZM96 129H100V132H101V129H104L103 132H105L106 134H100L98 138H96V136L94 137V143L95 144V148H90L91 150L87 149L85 151V147L82 148L80 147V142H81V137L82 136V133L85 132V130H96ZM106 129V130H105ZM151 129V128H150ZM156 129V128H155ZM161 129V130H162ZM257 129V128H256ZM262 129V128H260ZM96 130V131H98ZM132 130V129H131ZM148 130V129H147ZM153 130V129H152ZM151 130V132H152ZM160 130V131H161ZM166 130V129H165ZM168 130V129H167ZM172 130V129H171ZM246 130V129H245ZM28 131V130H26ZM169 131V130H168ZM247 131V130H246ZM257 131V130H256ZM14 132V131H13ZM99 132V131H98ZM99 132V133H100ZM127 132V131H126ZM125 132V133H126ZM136 132V131H135ZM162 132H165V131H162ZM167 132V131H166ZM244 132V131H243ZM250 132V131H249ZM252 132V130H251ZM250 132V133H251ZM255 132V131H254ZM258 132V131H257ZM263 132V131H261ZM102 133V132H101ZM108 133L111 134V132L108 131ZM130 133V132H129ZM138 134V130L136 132ZM159 133V132H158ZM172 133V132H171ZM237 133V132H235ZM234 133V134H235ZM239 133V132H238ZM96 134V133H95ZM123 134V133H121ZM136 134V135H137ZM156 134V133H155ZM164 134V133H163ZM92 135V134H90ZM89 135V136H90ZM94 135V133H93ZM120 135V134H119ZM134 135V134H133ZM146 135V134H145ZM149 135V134H148ZM152 135V134H151ZM158 135V134H157ZM162 135V134H161ZM217 135V134H216ZM240 135V134H239ZM18 136V135H17ZM88 136V138H89ZM150 136V135H149ZM148 136V137H149ZM154 136V135H153ZM160 136V135H159ZM218 136V135H217ZM126 137V136H125ZM127 137H129V135H127ZM144 138V136H142ZM141 137V138H142ZM146 137V136H145ZM152 137V136H151ZM150 137V138H151ZM158 137V136H157ZM154 136V138H157ZM168 137V136H167ZM221 136H219L220 138ZM223 137V136H222ZM221 137V139H222ZM228 137V135H227ZM234 137V136H233ZM241 137V136H240ZM92 138V137H91ZM121 139V140H118ZM123 138V136H122ZM147 138V137H146ZM217 138V137H216ZM218 138V139H219ZM226 138V137H225ZM224 138V139H225ZM231 138V137H230ZM236 138V137H235ZM90 139V138H89ZM128 139L129 141V138H126ZM158 139V138H157ZM237 139V138H236ZM239 139V137H238ZM93 140V139H92ZM134 140V139H133ZM131 140V142L133 141ZM138 140V139H137ZM141 141H144L142 139H140ZM155 140V139H154ZM159 140V139H158ZM157 140V141H158ZM215 140V139H214ZM230 140V139H229ZM232 140V139H231ZM240 140H242V138H240L239 140L233 142V146L236 145V146H242V148L245 146V148L247 147V149L249 148L251 151L257 153V155H259V157L261 156V158H258V159H262L264 158V148L263 147H260L258 146L257 144L254 145L252 144H249L247 145V141L245 140V143L244 142H241ZM242 140V141H244ZM89 141V140H88ZM146 141V140H145ZM152 141V140H151ZM161 141H164L161 140ZM220 141V140H219ZM218 141V142H219ZM225 141H228L225 139ZM249 141V139H248ZM252 141V140H250ZM249 141V142H250ZM84 142V141H82ZM92 142V141H91ZM90 145H94V144H91ZM140 142V141H139ZM154 142V141H153ZM133 143V142H132ZM137 143V142H136ZM145 143V142H144ZM144 143H141L144 144ZM147 143V142H146ZM146 143L144 144V146L146 145ZM156 143V141H155ZM163 143V142H161ZM230 143V142H229ZM232 143V142H231ZM230 143V144H231ZM261 143V142H260ZM84 144V143H83ZM140 144V143H139ZM159 144V143H157ZM222 144V143H221ZM220 144V145H221ZM82 145V144H81ZM147 145H149L147 143ZM146 145V146H147ZM156 145V144H155ZM262 145V144H261ZM83 146V145H82ZM144 147L143 150L145 149L146 151L149 152V148L147 147ZM163 146V145H161ZM264 146V145H263ZM87 147V146H86ZM134 147H137V146H134ZM143 147V145H142ZM158 148H156V150H151L153 152H151L153 155L154 153L156 155H163L161 154L162 153V150L159 148V146H157ZM222 147L223 144H222ZM232 147V146H231ZM237 147V148H238ZM89 148V147H88ZM141 148V147H139ZM234 148V147H233ZM84 149V150H83ZM138 149V148H136ZM142 149V148H141ZM166 149V148H164ZM248 149V150H249ZM142 150V151H143ZM144 150V151H145ZM169 150V149H168ZM241 150V149H240ZM244 150V149H242ZM137 151V150H136ZM145 151V152H146ZM174 151V150H172ZM181 151V150H179ZM183 151V150H182ZM185 151V150H184ZM206 151V150H205ZM204 151V152H205ZM167 152V151H166ZM200 152V151H199ZM203 152V153H204ZM208 152V151H207ZM206 152V153H207ZM246 152V151H245ZM142 153V152H141ZM164 153V152H163ZM168 153V152H167ZM173 153V152H172ZM187 153V152H186ZM186 153H184L186 155ZM194 153V152H193ZM197 153V152H196ZM254 153V154H255ZM139 154V152H138ZM151 154V155H152ZM165 154V153H164ZM171 154V153H170ZM175 154V153H173ZM181 154V153H180ZM183 154V155H184ZM190 154V153H187V155ZM195 154V153H194ZM210 154V152H209ZM212 154V153H211ZM251 154V152H250ZM152 155V156H153ZM155 155V156H156ZM208 155V154H206ZM114 156H118L120 157L123 161V165L122 166H115L113 165V162L112 163H109L111 161H114ZM165 156V155H164ZM167 156V154H166ZM171 156V155H170ZM196 156V155H195ZM210 156V155H209ZM215 156V155H214ZM224 156V155H223ZM113 157V160H111V158ZM160 157V156H159ZM163 157V156H162ZM160 157V158H162ZM168 158L166 159V162L168 160L169 162V156H167ZM174 157H177V156H174ZM182 157V156H181ZM188 157V156H187ZM255 157V156H253ZM257 157V156H256ZM255 157V158H256ZM117 158V157H116ZM151 158V157H150ZM155 158V157H154ZM157 158V157H156ZM194 158V157H193ZM191 157V159L194 161ZM196 158V157H195ZM218 158V157H217ZM220 158V157H219ZM229 158V157H228ZM111 161H109V160ZM119 159V158H118ZM178 159V158H176ZM184 159H186V157L184 156ZM190 159V158H189ZM202 159V161H201ZM200 160L198 159V161H205L207 160V162H211L210 164L213 165V163H219V164H223V161H221L222 163L219 162V160H222L223 158L217 160L215 159V157L212 158L211 157H204V158H201ZM205 159V160H203ZM225 159V158H224ZM223 159V160H224ZM230 159V158H229ZM148 160V159H147ZM152 160V158H151ZM155 160V159H154ZM157 160V159H156ZM160 160V159H159ZM158 160V161H159ZM163 160V159H161ZM160 160V161H161ZM215 160V161H214ZM227 160V159H226ZM233 160V159H232ZM264 160V159H263ZM261 160V161H263ZM109 161V162H108ZM119 161V160H117ZM121 161V160H120ZM165 161V158L164 160ZM170 161H171V158H170ZM218 161V162H216ZM225 161V160H224ZM230 161V160H229ZM149 162V160L147 161ZM155 162V161H154ZM162 162V161H161ZM175 162V161H174ZM191 162V161H190ZM195 162H197L195 160ZM236 162V161H235ZM165 163V162H164ZM163 163V164H164ZM193 163V162H192ZM214 163V164H215ZM230 163V162H229ZM231 163H234V162H231ZM117 164V162H116ZM168 164V163H167ZM194 164V163H193ZM197 164V163H196ZM207 164V163H206ZM209 164V165H210ZM216 164V165H217ZM226 164V163H224ZM235 164V163H234ZM257 164H260V163H257ZM120 165V164H119ZM153 165V164H152ZM198 165V164H197ZM164 166H167V165H164ZM195 166V165H194ZM255 166V165H254ZM96 167L95 171L98 169L100 170L99 174L93 172L94 168ZM168 167V166H167ZM166 167V168H167ZM233 167V165H232ZM231 167V168H232ZM240 167V166H239ZM258 167V166H256ZM261 168L264 167V164H263V167L260 165ZM259 167V168H260ZM135 169V171L137 170L138 172H135L137 174V178H134L133 175L130 173L132 172L131 169ZM153 168V167H152ZM155 168V167H154ZM160 168V167H159ZM162 168V167H161ZM172 168V167H171ZM175 168V167H174ZM198 168V167H197ZM214 168V167H213ZM212 168V169H213ZM244 167H242L241 169V172L244 174H246V171L243 170ZM165 169V168H164ZM233 169V168H232ZM246 169V168H245ZM255 169V167L253 168ZM163 170V168H162ZM240 170V169H239ZM252 170V169H251ZM258 170V169H257ZM101 171H104L103 173H101ZM219 171V170H218ZM221 171V169H220ZM219 171V172H220ZM230 171V170H229ZM233 171V170H232ZM231 171V172H232ZM238 171V170H237ZM260 171V170H259ZM264 171V169L262 170ZM89 171H87L88 173ZM98 172V171H97ZM134 172V171H133ZM132 172V173H133ZM151 172V171H150ZM216 172V171H215ZM250 172V170H249ZM248 172V173H249ZM252 172V171H251ZM258 172V171H257ZM218 173V172H216ZM223 173V172H221ZM237 173V172H236ZM235 173V175H236ZM239 173V172H238ZM134 174V173H133ZM212 174V173H211ZM243 174V175H244ZM251 174V173H249ZM258 174V173H257ZM153 175V174H152ZM151 175V177H152ZM208 175V174H207ZM216 175V174H215ZM214 175V176H215ZM224 175V174H222ZM238 175V174H237ZM237 175L235 176L237 178ZM255 175V174H254ZM135 176V175H134ZM175 176V175H174ZM178 176V175H177ZM230 176V175H229ZM239 176V175H238ZM246 176V175H245ZM249 176V175H248ZM258 176V175H256ZM264 176V175H263ZM85 177V176H84ZM121 177V178H119ZM176 177V176H175ZM220 177V176H219ZM234 177V176H233ZM234 177V178H235ZM241 177V176H239ZM247 177V176H246ZM251 177V175H250ZM80 178V177H79ZM180 178V177H179ZM183 178V177H182ZM213 178V177H211ZM122 179V180H123ZM152 179V178H151ZM150 179V180H151ZM155 179V178H154ZM154 179L152 180V182L154 181ZM177 179V177L175 178ZM219 179V178H218ZM238 179V178H237ZM241 179V178H240ZM245 179V177L243 178ZM88 180V179H87ZM117 180H119L117 182ZM174 180V179H173ZM172 180V181H173ZM251 180V179H250ZM256 180V179H255ZM101 181V182H100ZM171 181V180H170ZM178 181V180H177ZM176 181V182H177ZM213 181V180H212ZM217 181V180H216ZM221 181V180H220ZM234 181V180H233ZM100 182V183H99ZM155 182V181H154ZM175 182V181H174ZM173 182V183H174ZM211 182V181H210ZM238 182V181H237ZM241 182V181H240ZM248 182V181H247ZM259 182V181H258ZM264 182V181H263ZM124 183V182H122ZM125 182V184H127ZM147 183V182H146ZM190 183V182H189ZM188 183V184H189ZM234 183V182H233ZM244 182H242L243 184ZM246 183V182H245ZM250 183V182H249ZM262 183V182H261ZM150 185V183H147ZM146 184V186H148ZM153 184V183H151ZM156 184V183H155ZM215 184H218V183H214ZM222 184V182L220 183ZM224 184V183H223ZM237 184V183H236ZM263 184V183H262ZM178 185V184H177ZM210 185V184H208ZM213 185V183L211 184ZM213 185V186H214ZM219 185V184H218ZM241 186V184H238ZM264 185V184H263ZM124 186V185H123ZM121 185V187H123ZM198 186V185H196ZM212 186V187H213ZM217 186V185H216ZM237 186V185H236ZM245 185L242 186V188L244 187ZM249 185L247 184L246 187H248ZM251 186V185H250ZM249 186V187H250ZM257 186V185H256ZM95 187V185H94ZM102 187V186H101ZM174 187V186H173ZM215 187V186H214ZM224 187V186H223ZM229 187V186H228ZM239 187V186H237ZM127 188V187H126ZM125 188V189H126ZM184 188V187H183ZM186 188V187H185ZM188 188V186H187ZM194 188V186H193ZM222 188V187H221ZM226 188V187H225ZM231 188V187H230ZM245 188V187H244ZM251 188V187H250ZM248 188V190L250 189ZM262 188V187H261ZM123 189V188H122ZM121 189V190H122ZM202 189V188H200ZM210 189V188H209ZM207 189V190H209ZM238 189V188H236ZM90 190V191H91ZM140 190V189H139ZM142 190V189H141ZM145 190H148L145 189ZM150 190V189H149ZM154 190V188H153ZM156 190V189H155ZM176 189H174L175 191ZM188 190V189H185V191ZM190 190V189H189ZM203 190V189H202ZM218 190V189H216ZM223 190V189H222ZM221 190V191H222ZM225 190V189H224ZM223 190V191H224ZM228 190V189H227ZM246 190V189H245ZM254 190V189H253ZM89 191V190H88ZM130 191V190H129ZM132 191V190H131ZM134 191V190H133ZM144 191V190H143ZM183 192V189L181 190ZM180 191V188L177 192H181ZM184 191V192H185ZM197 191V190H196ZM201 191V190H200ZM199 191V192H200ZM219 191V190H218ZM247 191V190H246ZM125 192V191H124ZM136 192V191H135ZM140 191H138L139 193ZM147 192V191H145ZM144 192V193H145ZM150 192V191H149ZM157 192V190H156ZM176 192V191H175ZM188 192V191H187ZM191 192V191H190ZM205 192V191H204ZM209 192V191H207ZM212 192V191H211ZM229 192V191H228ZM100 193V192H99ZM107 192H105V194L107 195L108 194ZM111 193V194H112ZM121 193V192H120ZM143 193V194H144ZM220 193V191H219ZM224 192H222L223 194ZM227 193V192H226ZM236 193V192H235ZM252 193V192H251ZM250 193V194H251ZM103 194V195H105ZM137 194V193H136ZM141 194V193H140ZM147 194V193H146ZM153 194V193H152ZM197 194V193H196ZM210 194V193H208ZM218 194V192H217ZM216 194V195H217ZM221 194V193H220ZM218 194V197H214V200L216 199L217 200V205H219V202H220V206H221V212L223 211V213L225 212H229L227 208V205L226 204V201L224 202V197L222 196V194L220 195ZM230 194V193H229ZM232 194V193H231ZM255 194V193H254ZM261 194V193H260ZM102 195V196H103ZM110 195V194H108ZM107 195V196H108ZM113 195H111V198H113ZM128 195V194H127ZM133 195V194H132ZM151 195V194H150ZM160 195V194H159ZM183 195V194H182ZM187 195V194H186ZM185 195V196H186ZM189 195V194H188ZM198 195V194H197ZM203 195V194H202ZM214 194V196H216ZM238 195V194H237ZM236 195V196H237ZM93 196V195H92ZM129 196V195H128ZM134 196V195H133ZM136 196V195H135ZM147 196V195H146ZM156 196V195H155ZM153 196V197H155ZM178 197V195H175ZM180 196V195H179ZM184 196V197H185ZM213 196V195H212ZM229 196V195H228ZM234 196V195H233ZM235 196V197H236ZM91 197V196H90ZM89 197V198H90ZM116 197V196H115ZM124 197V196H123ZM129 197H132V196H129ZM139 197V196H138ZM141 197V196H140ZM145 197V196H144ZM160 197V196H159ZM163 197V196H162ZM161 197V198H162ZM189 197V196H188ZM188 197H185L188 198ZM198 197V196H196ZM204 197V196H202ZM231 197V196H229ZM96 198V197H95ZM101 198V197H100ZM99 198V199H100ZM110 198V199H111ZM164 198V197H163ZM167 198V196H166ZM199 198V197H198ZM213 198V197H212ZM226 198V197H225ZM238 198V197H236ZM252 198V197H251ZM107 199V198H106ZM108 199V200H110ZM116 199V198H115ZM118 199V198H117ZM146 199V198H145ZM170 199V198H169ZM201 199V198H200ZM204 199V198H203ZM208 198H205L204 200H206ZM93 200V199H92ZM90 200V201H92ZM101 200V199H100ZM105 200V199H104ZM127 200V198L125 199ZM154 200V199H153ZM202 200V202L204 201ZM212 200V199H211ZM106 201V200H105ZM131 201V200H129ZM157 201V200H156ZM167 201V200H166ZM171 201V200H170ZM210 201V200H208ZM231 201V200H229ZM241 201V200H240ZM244 201V199H243ZM94 202V201H93ZM97 202V201H96ZM95 202V203H96ZM110 202V201H109ZM113 202V201H111ZM123 202V201H122ZM152 202V200H151ZM154 202V201H153ZM172 202H174L175 204V201L172 200ZM246 202V201H245ZM100 203V202H99ZM162 203V202H161ZM177 203V202H176ZM204 203H206L204 201ZM209 203V202H207ZM206 203V204H207ZM211 203V202H210ZM209 203V204H210ZM215 203V202H214ZM213 203V204H214ZM231 203V202H230ZM103 205V203H101ZM100 204V205H101ZM107 204V203H106ZM127 204V203H125ZM124 204V205H125ZM167 204V203H166ZM243 206H244V203H242ZM241 204V205H242ZM99 205V206H100ZM112 205V204H111ZM116 208V205L113 204ZM123 205V203H122ZM169 205V204H168ZM167 205V206H168ZM204 205V204H203ZM235 205V204H233ZM250 205V204H249ZM109 206V204H108ZM166 206V205H164ZM170 206V205H169ZM168 206V207H169ZM200 206V204H199ZM206 206V205H205ZM208 206V204H207ZM215 206V205H214ZM219 206V208H220ZM239 206V204H238ZM242 206V207H243ZM129 207V206H128ZM213 207V206H212ZM218 207V206H217ZM216 207V208H217ZM235 207V206H234ZM233 207V208H234ZM240 207V206H239ZM105 208V207H104ZM103 208V209H104ZM120 208L122 209V207L120 206ZM206 208V207H205ZM215 208V207H214ZM232 208V207H231ZM236 208V207H235ZM108 209H110L108 207ZM117 209V208H116ZM120 209V210H121ZM125 209V208H124ZM128 209V208H127ZM244 209V208H243ZM111 210V209H110ZM119 210V209H118ZM175 210V209H174ZM177 210V208H176ZM217 210V209H216ZM235 210V209H233ZM239 210V209H237ZM250 210V209H249ZM254 210V209H253ZM97 211V212H96ZM105 211V210H103ZM126 211V210H125ZM123 211V213L125 212ZM169 211V210H168ZM215 211V210H214ZM260 211V210H259ZM111 212V211H110ZM117 212V211H115ZM234 212V211H233ZM238 212V211H237ZM240 212V210H239ZM253 212V211H252ZM255 212V211H254ZM257 212V211H256ZM103 213V212H102ZM106 213V212H104ZM178 213V211H177ZM217 213V211H216ZM219 213V212H218ZM249 213V212H248ZM258 213V212H257ZM122 214V213H121ZM171 214V213H170ZM175 214V213H174ZM255 214V213H254ZM108 215V214H107ZM222 215V214H221ZM224 215V214H223ZM244 215V214H243ZM248 215V214H247ZM251 215V213H250ZM175 216V215H174ZM227 216V215H226ZM230 216V215H229ZM234 216V215H233ZM241 216V215H240ZM245 216V215H244ZM114 217V216H113ZM123 217V216H122ZM176 217V216H175ZM180 217V216H179ZM178 217V218H179ZM260 217H261V213H260ZM174 218V217H173ZM172 218V220H173ZM237 218V217H236ZM111 219H113L111 217ZM242 219V218H241ZM123 220V219H122ZM177 220V219H176ZM193 220V219H192ZM239 220V219H238ZM251 220V219H250ZM252 220H254L252 218ZM260 220V219H259ZM115 221V220H114ZM178 221V220H177ZM248 221V220H247ZM262 221V219L260 220ZM116 222V221H115ZM123 222V221H122ZM192 222V221H191ZM194 222V221H193ZM140 224V223H139ZM173 225L175 223H172ZM263 224V223H262ZM251 225H255V224H252ZM259 225V224H258ZM171 228V227H170ZM260 228V227H259ZM254 229V228H253ZM256 229V227H255ZM258 229V228H257ZM262 229V228H261ZM127 231V230H126ZM253 231V230H252ZM255 231V230H254ZM257 231V230H256ZM259 231V230H258ZM128 232V231H127ZM157 232V231H156ZM264 232V231H263ZM178 233V232H177ZM176 233V234H177ZM241 233V232H240ZM239 233V235H240ZM250 233V232H249ZM259 233V232H258ZM243 234V233H242ZM254 234V233H253ZM257 234V233H256ZM260 234V233H259ZM129 235V234H128ZM151 235V234H150ZM246 235V234H245ZM199 236V235H198ZM259 236V235H258ZM264 236V235H263ZM130 237V236H129ZM243 237V236H242ZM246 237V236H245ZM262 237V236H261ZM244 238V237H243ZM255 238V237H253ZM259 238V237H258ZM239 239V237H238ZM247 239V238H246ZM263 239V238H262ZM260 239V240H262ZM131 240V239H130ZM226 240V238H225ZM234 240H236L234 238ZM244 240V239H243ZM254 240V239H253ZM257 240V239H256ZM132 241V240H131ZM218 241V240H217ZM224 241V240H223ZM229 241V239H228ZM232 241V240H231ZM249 241V240H248ZM252 241V240H251ZM240 242H241V239H240ZM219 243V242H218ZM228 243V242H227ZM230 243V242H229ZM243 243V242H242ZM226 244V243H225ZM227 245V244H226ZM244 245V243H243ZM251 245V244H250ZM249 245V246H250ZM254 245V244H253ZM252 245V246H253ZM264 245V244H263ZM232 246V245H231ZM248 246V245H247ZM251 246V247H252ZM257 246H259L257 244ZM255 246V248L257 247ZM134 247H136L134 245ZM224 247V246H223ZM263 247V246H262ZM231 248V247H230ZM242 248V247H241ZM253 248V247H252ZM254 248V249H255ZM261 248V247H260ZM232 250V249H231ZM238 250V249H237ZM242 250V249H241ZM247 250V249H246ZM261 250V249H260ZM138 251V250H136ZM258 252V250H255ZM262 251V250H261ZM245 252V251H244ZM133 253V252H132ZM136 253V252H135ZM139 253V252H138ZM239 253V252H238ZM237 253V254H238ZM252 254V252H250ZM256 253V252H255ZM262 253V252H261ZM264 253V252H263ZM262 253V254H263ZM137 254V253H136ZM128 255V254H127ZM140 255V254H139ZM142 255V254H141ZM161 255V254H160ZM163 255V254H162ZM244 255V254H243ZM144 256V255H142ZM176 256V255H175ZM240 256V255H239ZM246 256V255H244ZM243 256V257H244ZM145 257V256H144ZM163 257V256H162ZM170 257V256H169ZM174 257V256H173ZM253 257V256H252ZM141 258V257H140ZM242 257H240L241 259ZM119 259V258H118ZM137 259V258H136ZM146 259V258H145ZM161 259V258H160ZM166 259V257L164 258ZM163 259V260H164ZM168 259V258H167ZM166 259V260H167ZM172 259V258H171ZM211 259V258H209ZM257 260V258H255ZM259 259H262V256L261 258L259 257ZM142 260V259H140ZM152 260V259H151ZM164 260L163 262H161L162 264H169L168 263V260L166 261ZM173 260V259H172ZM171 260V261H172ZM177 260V259H176ZM204 260V259H203ZM264 260V258H263ZM205 261V260H204ZM203 261V263H204ZM236 261V260H235ZM234 261V263H235ZM248 261V260H247ZM260 260H258L259 262ZM139 262V261H137ZM146 262V261H145ZM143 261H141V264H148V263H145ZM151 262H154V261H151ZM174 262V261H173ZM237 262V261H236ZM245 262V261H244ZM251 262V260H250ZM255 262V261H254ZM253 262V263H254ZM135 263V261H134ZM155 263V262H154ZM172 263V262H171ZM233 263V262H232ZM130 264V263H129ZM139 264V263H138ZM179 264V263H177ZM206 264V263H204ZM239 264V263H238ZM245 264V263H244Z\"/></svg>", "mask_w": 264, "mask_h": 264}]
</instances>
